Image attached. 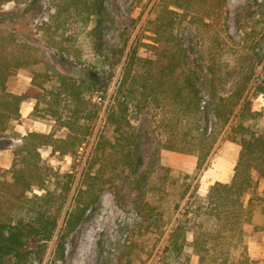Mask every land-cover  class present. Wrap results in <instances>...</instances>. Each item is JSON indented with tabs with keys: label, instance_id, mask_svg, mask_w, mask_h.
<instances>
[{
	"label": "trees",
	"instance_id": "obj_1",
	"mask_svg": "<svg viewBox=\"0 0 264 264\" xmlns=\"http://www.w3.org/2000/svg\"><path fill=\"white\" fill-rule=\"evenodd\" d=\"M19 1L0 0V136L12 120L21 116L25 101L34 102L32 116L52 121L56 128L50 133L25 134L15 150L11 177L0 175V259L11 257L16 264L42 261L47 243L56 237L50 264H63L68 235L105 188L117 192L112 187V175L120 168L129 171L130 187L140 195V205H151L147 199L150 172L141 169V139L129 114L132 102L143 95L171 100L173 111L163 120L160 150L190 153L197 168L202 167L209 152L208 140L216 141L231 123L228 136L240 145L232 180L216 181L210 186L199 205V227L179 220L168 233L167 248L182 253L188 243L187 231L193 228L191 244L199 255L198 264H245L249 256L244 238L257 228L249 195L253 173L264 177V130L250 131L247 124L257 118L249 93L256 68L242 70L233 83L234 89L226 93L221 88L226 83L221 67L210 65L205 78V112L195 67H189L181 80L171 82L163 76L148 79L138 74L137 37L125 36L114 42L106 36L110 13L105 0H50V12L38 25L40 34L29 29L23 31L21 40L15 27L17 17L5 7ZM180 6V0H173L165 8L175 12ZM163 26L166 24L157 29L160 34ZM246 42L261 60L256 49L258 40ZM21 68H30V85L22 92L11 91L7 81ZM255 82V90L264 93V86ZM102 113L104 120L99 125ZM234 119L237 121L232 123ZM208 120L212 127L209 132L204 123ZM57 128L64 129L65 134L57 136ZM93 136L88 163L75 191L72 193L71 176L59 193L48 189L51 176L41 164V147L51 146L64 155H74ZM193 140L195 147L187 148ZM35 188L42 192L30 194ZM4 200L11 202L9 207ZM26 222L31 224L34 242L21 250L12 235L17 224Z\"/></svg>",
	"mask_w": 264,
	"mask_h": 264
},
{
	"label": "rangeland",
	"instance_id": "obj_2",
	"mask_svg": "<svg viewBox=\"0 0 264 264\" xmlns=\"http://www.w3.org/2000/svg\"><path fill=\"white\" fill-rule=\"evenodd\" d=\"M172 1L105 0L110 13L106 36L114 42L125 36L137 37L140 48L136 67L140 76L148 79L163 76L166 82H171L181 80L189 67H195L204 101L205 78L210 65L221 67L226 79L221 88L226 93L234 89L233 83L242 70L252 66L256 68L255 81L264 86V0H180L183 6L169 12L165 7ZM49 4L50 0H21L5 6L17 17L15 27L20 40L23 39V31L29 29L40 34L38 25L49 14ZM165 24L162 34L157 32L158 27ZM248 39L258 40L256 49L262 56L261 60L247 47ZM72 67L78 69L75 65ZM116 79L117 76L114 83ZM255 81L250 84L249 93L257 118L247 121V124L250 131L259 133L264 130V93L255 90ZM30 82V68H21L9 77L7 86L11 91L22 92ZM163 94L161 92L162 97ZM33 105V101L23 102L21 116L12 120L0 136L2 178L11 177L9 169L14 164L15 150L25 134L30 131L50 133L56 128L52 121L32 116ZM203 105L206 112V101ZM172 108L171 100L166 97L153 99L143 95L135 98L130 107V118L141 139L144 158L141 169L150 172L147 199L151 205H140V195L130 187L129 171L118 169L112 175V187L117 192L105 188L85 218L68 235L63 264H198L199 255L191 244L193 228L187 231L188 243L179 254L167 248L168 233L179 220L186 222L187 226L199 227V205L216 181L232 180L240 145L228 136L232 132L230 123L216 141L208 140L209 152L201 168L196 167L190 153L160 150V141L164 139L163 120L172 115ZM103 120L104 113L99 125ZM204 123L208 124V132L211 131L209 120ZM55 133L64 135L65 130L57 128ZM94 139L93 136L84 142L74 155H64L51 146L41 147V164L51 176L48 189L59 193L71 176L74 179L72 193L75 191L88 163ZM195 141L187 148L190 149V145L195 147ZM253 182L249 195L252 196L253 220L257 228L244 238L249 256L245 264H261L264 260V177L254 172ZM41 192L35 188L29 193ZM10 203L4 200L5 206L9 207ZM68 206L69 202L66 208ZM30 228V223H19L12 235L13 242L21 250L28 249L34 242ZM55 239L47 243L42 261L21 264H50ZM252 250L257 258L250 255ZM0 264L16 262L5 257L0 259Z\"/></svg>",
	"mask_w": 264,
	"mask_h": 264
},
{
	"label": "crops",
	"instance_id": "obj_3",
	"mask_svg": "<svg viewBox=\"0 0 264 264\" xmlns=\"http://www.w3.org/2000/svg\"><path fill=\"white\" fill-rule=\"evenodd\" d=\"M254 221V220H253ZM254 223L256 224V222L254 221ZM250 249V248H249ZM250 255H252V257H254V258H257V256H256V254H255V251L254 250H252V251H250ZM261 264H264V260H263V262L261 263Z\"/></svg>",
	"mask_w": 264,
	"mask_h": 264
}]
</instances>
